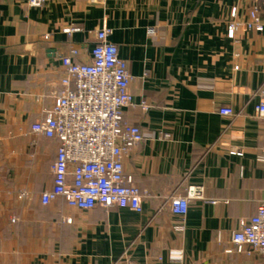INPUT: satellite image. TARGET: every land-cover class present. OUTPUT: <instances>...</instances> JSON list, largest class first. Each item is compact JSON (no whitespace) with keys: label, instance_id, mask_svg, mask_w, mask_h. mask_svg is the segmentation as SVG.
Returning <instances> with one entry per match:
<instances>
[{"label":"crops","instance_id":"crops-1","mask_svg":"<svg viewBox=\"0 0 264 264\" xmlns=\"http://www.w3.org/2000/svg\"><path fill=\"white\" fill-rule=\"evenodd\" d=\"M254 6L264 23V0H0V264H115L126 249L135 264L259 263L228 252L264 198V30L228 36L232 8L245 22ZM102 28L132 76L122 116L144 137L124 171L143 192L141 213L40 200L59 141L32 126L62 88L61 58L75 48L89 62ZM190 186L204 198L173 213L169 197Z\"/></svg>","mask_w":264,"mask_h":264},{"label":"built area","instance_id":"built-area-1","mask_svg":"<svg viewBox=\"0 0 264 264\" xmlns=\"http://www.w3.org/2000/svg\"><path fill=\"white\" fill-rule=\"evenodd\" d=\"M28 2L39 7L45 0ZM237 13L238 7L232 8L228 23L230 38H235L241 27L255 32L264 30L256 6L249 10L245 22L236 19ZM75 30L67 28L65 32ZM110 33L108 28L96 32L89 62L76 60L79 50L75 48L61 58L65 70L62 88L53 107L32 126L36 134L59 141L56 159L51 166L53 185L41 193L42 205L62 199L67 206L80 211H90L96 206L130 208L137 213L143 211V192L126 177L124 157L143 140L144 135L138 126L123 121V109L134 105L130 92L132 76L118 47L109 41ZM45 38L48 39L49 35ZM220 113L234 115L228 107L220 109ZM256 115L264 120V101L256 106ZM258 160L264 162V155L261 154ZM29 196L30 192L24 190L19 198ZM203 198V187L190 186L185 195L169 197L170 209L184 217L190 201ZM68 221L72 222V219ZM175 229L182 231L184 225H176ZM232 242L234 247L228 252L257 256L258 264H264V198L255 215L240 220L239 229L232 232ZM170 257L174 261L183 260L182 253ZM115 264L135 263L130 260L126 249Z\"/></svg>","mask_w":264,"mask_h":264}]
</instances>
